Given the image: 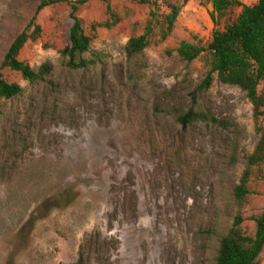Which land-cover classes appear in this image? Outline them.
Wrapping results in <instances>:
<instances>
[{"label":"rangeland","instance_id":"rangeland-1","mask_svg":"<svg viewBox=\"0 0 264 264\" xmlns=\"http://www.w3.org/2000/svg\"><path fill=\"white\" fill-rule=\"evenodd\" d=\"M39 1L0 0V65L15 35L34 29ZM70 1L77 0L37 14L42 33L19 56L36 69L50 64V83L33 87L2 70L25 92L0 108V264H75L96 229L107 240L94 264H215L237 216L254 233L264 210V164L255 168L247 197L234 195L264 117L216 75L209 90L197 91L209 57L189 63L175 49L184 40L207 45L241 8L216 26L212 0H170L182 5L171 36L152 39L129 61V39L145 32L151 12L170 9L162 0H87L78 11L87 31L111 25L93 32L86 53L102 61L72 70L61 53L74 23ZM191 107L230 125L183 128L175 115ZM260 258L264 264V251Z\"/></svg>","mask_w":264,"mask_h":264},{"label":"trees","instance_id":"trees-1","mask_svg":"<svg viewBox=\"0 0 264 264\" xmlns=\"http://www.w3.org/2000/svg\"><path fill=\"white\" fill-rule=\"evenodd\" d=\"M65 0H40L29 26L35 25L32 31L22 29L11 41L0 65V108L7 101L13 100L25 92V88L18 82H10L2 70L10 69L19 73L31 86L50 83L47 80L50 64L45 63L36 69L28 62L19 59L25 45L31 40H37L42 28L37 24V14L52 3ZM108 2L109 0H101ZM140 4H149L152 0H132ZM188 0H185V3ZM87 0L69 2L72 12L73 25L70 28L69 43L62 50L66 58L65 65L72 70H83L101 62L100 58L86 57L93 42V32L98 27H109L110 23L98 22L92 25L89 33L78 15L80 6ZM170 9L168 13L151 12L145 32L132 36L125 46L127 59L132 61L142 55L150 45L152 39L164 42L173 33L182 5L170 0H162ZM213 10L210 14L216 26L221 19L230 12L241 8L236 19L225 24L224 28L217 27L207 45L182 41L175 49L178 56L187 62H192L201 55L209 57L207 72L197 91L209 90L214 83L215 76L220 83L240 88L253 105L256 118L264 117V0L254 5H246L242 0H212ZM16 12V11H15ZM16 22L23 17L21 10L15 14ZM177 124L183 128L195 124L228 128L230 122L219 119L209 112L191 107L189 110L175 115ZM259 141L254 151L247 157V163L240 183L235 187L234 195L238 200H244L250 193L249 183L256 167L264 164V125H258ZM256 229L248 233L242 228L243 218L237 216L229 232L219 241L215 264H260L264 251V210L255 218ZM100 230L87 234L79 248V257L75 264H94L105 253V241Z\"/></svg>","mask_w":264,"mask_h":264}]
</instances>
